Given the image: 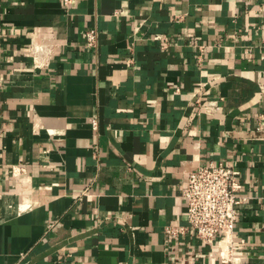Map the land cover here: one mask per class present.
Here are the masks:
<instances>
[{
    "label": "crops",
    "instance_id": "crops-1",
    "mask_svg": "<svg viewBox=\"0 0 264 264\" xmlns=\"http://www.w3.org/2000/svg\"><path fill=\"white\" fill-rule=\"evenodd\" d=\"M220 162L231 248L168 235ZM0 264H264V0H0Z\"/></svg>",
    "mask_w": 264,
    "mask_h": 264
},
{
    "label": "built area",
    "instance_id": "built-area-1",
    "mask_svg": "<svg viewBox=\"0 0 264 264\" xmlns=\"http://www.w3.org/2000/svg\"><path fill=\"white\" fill-rule=\"evenodd\" d=\"M70 1L64 0L66 4ZM98 36L96 29L87 31L84 35L86 47H95ZM217 109V103L212 101L205 107L209 113ZM23 172L21 167L12 169L13 176ZM241 188L240 171L229 162L200 166L190 171L182 190L187 226L167 227L166 233L177 239L189 234L203 243L217 242L223 249L231 248L239 208L245 201L239 195Z\"/></svg>",
    "mask_w": 264,
    "mask_h": 264
},
{
    "label": "bare ground",
    "instance_id": "bare-ground-1",
    "mask_svg": "<svg viewBox=\"0 0 264 264\" xmlns=\"http://www.w3.org/2000/svg\"><path fill=\"white\" fill-rule=\"evenodd\" d=\"M43 48L42 47H37L35 50H34V53H37L39 51H41Z\"/></svg>",
    "mask_w": 264,
    "mask_h": 264
}]
</instances>
